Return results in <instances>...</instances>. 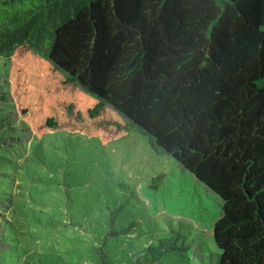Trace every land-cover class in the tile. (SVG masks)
I'll list each match as a JSON object with an SVG mask.
<instances>
[{
  "label": "trees",
  "instance_id": "16d2710c",
  "mask_svg": "<svg viewBox=\"0 0 264 264\" xmlns=\"http://www.w3.org/2000/svg\"><path fill=\"white\" fill-rule=\"evenodd\" d=\"M19 45L220 197L215 264H264V0H0V53Z\"/></svg>",
  "mask_w": 264,
  "mask_h": 264
},
{
  "label": "rangeland",
  "instance_id": "374dc122",
  "mask_svg": "<svg viewBox=\"0 0 264 264\" xmlns=\"http://www.w3.org/2000/svg\"><path fill=\"white\" fill-rule=\"evenodd\" d=\"M67 76L0 53V264H215L220 197L110 105L91 116L100 98Z\"/></svg>",
  "mask_w": 264,
  "mask_h": 264
}]
</instances>
